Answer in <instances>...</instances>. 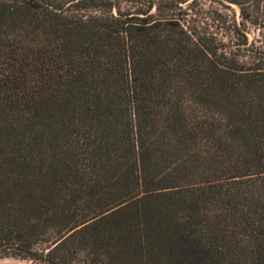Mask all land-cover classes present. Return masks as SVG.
I'll return each instance as SVG.
<instances>
[{
	"label": "trees",
	"instance_id": "trees-1",
	"mask_svg": "<svg viewBox=\"0 0 264 264\" xmlns=\"http://www.w3.org/2000/svg\"><path fill=\"white\" fill-rule=\"evenodd\" d=\"M203 1L0 0V260L264 264V0Z\"/></svg>",
	"mask_w": 264,
	"mask_h": 264
},
{
	"label": "rangeland",
	"instance_id": "rangeland-1",
	"mask_svg": "<svg viewBox=\"0 0 264 264\" xmlns=\"http://www.w3.org/2000/svg\"><path fill=\"white\" fill-rule=\"evenodd\" d=\"M213 3L211 1H203V7L205 10H209L213 7ZM215 6V5H214ZM223 12H227L228 10H223ZM0 264H32L29 260L15 259V258H6L0 260Z\"/></svg>",
	"mask_w": 264,
	"mask_h": 264
}]
</instances>
